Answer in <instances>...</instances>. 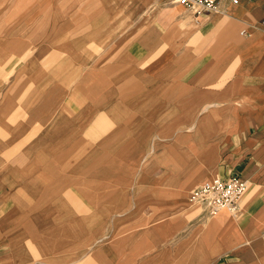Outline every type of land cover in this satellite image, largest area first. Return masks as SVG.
<instances>
[{
  "label": "crops",
  "instance_id": "0c3cea01",
  "mask_svg": "<svg viewBox=\"0 0 264 264\" xmlns=\"http://www.w3.org/2000/svg\"><path fill=\"white\" fill-rule=\"evenodd\" d=\"M0 264H264V0H0Z\"/></svg>",
  "mask_w": 264,
  "mask_h": 264
},
{
  "label": "built area",
  "instance_id": "2783aa9c",
  "mask_svg": "<svg viewBox=\"0 0 264 264\" xmlns=\"http://www.w3.org/2000/svg\"><path fill=\"white\" fill-rule=\"evenodd\" d=\"M198 19L202 15L219 10L220 3L226 0H179ZM237 3L239 0H229ZM245 33V31H243ZM250 187L248 179L238 173L227 178L217 177L195 187L190 193V201L201 207L209 216L226 210L234 217L242 213V200Z\"/></svg>",
  "mask_w": 264,
  "mask_h": 264
},
{
  "label": "rangeland",
  "instance_id": "374dc122",
  "mask_svg": "<svg viewBox=\"0 0 264 264\" xmlns=\"http://www.w3.org/2000/svg\"><path fill=\"white\" fill-rule=\"evenodd\" d=\"M234 173H238L241 177H244L245 179H247L243 174H241V173H239V172H234ZM234 173H232V174H234ZM232 174H231V175H232ZM217 177H220V176H217ZM217 177L215 176L214 178H217ZM214 178H213V179H214ZM200 185H201V184H200ZM248 191H249V189H248ZM248 191L246 192V194H245V196H244L243 199H245V197H246ZM189 201H190V197H189ZM190 203L192 204V205H190L191 207H194V206L199 207L198 205L193 204L191 201H190ZM241 205H242V203H241ZM199 209L201 210V213H202V217H203V218L211 217V216L207 215L201 207H199Z\"/></svg>",
  "mask_w": 264,
  "mask_h": 264
}]
</instances>
